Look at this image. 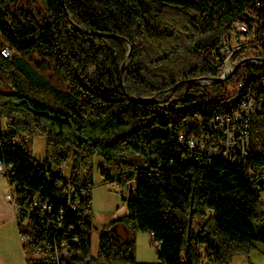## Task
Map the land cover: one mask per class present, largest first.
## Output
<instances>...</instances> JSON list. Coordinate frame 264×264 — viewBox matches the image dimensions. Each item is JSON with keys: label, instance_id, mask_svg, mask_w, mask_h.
I'll return each instance as SVG.
<instances>
[{"label": "trees", "instance_id": "1", "mask_svg": "<svg viewBox=\"0 0 264 264\" xmlns=\"http://www.w3.org/2000/svg\"><path fill=\"white\" fill-rule=\"evenodd\" d=\"M40 1L42 21L20 0H0V48L14 49L0 54V159L20 201L51 205L17 218L20 237L30 238L25 263L57 264L51 254L64 246L72 260L90 253L81 264H139L138 230L160 241L159 264H229L256 242L264 249V181L248 174L264 165V113L250 120L242 160L207 156L179 135L199 136L213 113L238 107L242 91L228 88L239 73L175 85L221 75L218 47L240 18L258 23L251 37L264 56V0H63L68 14L61 0ZM35 134L45 139L40 159ZM95 167L105 181L132 185L127 212L101 226L92 254Z\"/></svg>", "mask_w": 264, "mask_h": 264}, {"label": "built area", "instance_id": "2", "mask_svg": "<svg viewBox=\"0 0 264 264\" xmlns=\"http://www.w3.org/2000/svg\"><path fill=\"white\" fill-rule=\"evenodd\" d=\"M261 6V1L255 3V8ZM257 25L258 23L249 22L247 18L238 19L230 33L224 37L218 47V53L224 64L221 75L230 71L237 62H241L232 73V75L239 73L238 77L240 76L234 83V88H232V90L242 91V98L238 107L231 112L213 113L207 121V129L200 132L199 136L195 133H180L179 135V139L184 141L189 148L199 150L207 156H219L230 163H238L248 154L250 120L256 113H264V56L259 55L261 47L258 40L251 37L256 31ZM249 43L251 45H248ZM13 52L14 49L8 45L0 48V54L3 57H9ZM234 55L239 57V60L232 62L231 59ZM246 65L261 66V70L252 67L246 68ZM9 165L0 159V173L6 175ZM60 169L62 170L61 167ZM248 174L250 178L256 177L258 180L264 181V165H253ZM88 193L89 190L85 187L79 190L81 196ZM5 197L14 207L16 218H21L25 222L42 215L44 211L51 210L48 200L28 197L20 201L19 194L13 188L5 194ZM262 200L264 202V198ZM68 204L72 209L76 208L75 203L70 202ZM59 213H62V209ZM150 233L152 236L153 232L150 231ZM29 240L30 238H23L25 242ZM154 243L159 245L160 241L156 240ZM33 252L35 257L42 256L39 246H35ZM70 254L69 250L63 246L61 249L57 248L54 254H51V257L56 260L57 264H66V262L81 264L89 261L91 256L88 253L82 256L81 259L72 260ZM198 264L202 263L199 262Z\"/></svg>", "mask_w": 264, "mask_h": 264}, {"label": "rangeland", "instance_id": "3", "mask_svg": "<svg viewBox=\"0 0 264 264\" xmlns=\"http://www.w3.org/2000/svg\"><path fill=\"white\" fill-rule=\"evenodd\" d=\"M20 4L30 8L37 16L39 21H42L44 16L43 7L40 0H20ZM245 53V52H244ZM249 54V52H247ZM246 54V53H245ZM46 77L49 73L42 72ZM55 82L54 79H51ZM233 86H229L228 91H231ZM44 136L35 134L32 137L31 149L34 157L40 159L44 155ZM62 172L66 175L69 171V164L60 166ZM7 186L12 187L8 183L6 177H3ZM117 181H105L95 167L92 176L91 187V208H92V232H91V248L90 252L95 254L98 247V232L101 226L111 220L119 217L127 212L126 202L122 195L128 194V185H118ZM260 199L263 202L264 193H260ZM264 203V202H263ZM150 234V233H149ZM23 238L20 237L16 225L0 227V256L3 264H26L25 252L22 248ZM156 245L151 242L150 237L142 230L136 232V257L137 260L144 263H153L157 260L155 253ZM229 264H264V249L260 242H256V247L248 256L235 254L231 257Z\"/></svg>", "mask_w": 264, "mask_h": 264}, {"label": "crops", "instance_id": "4", "mask_svg": "<svg viewBox=\"0 0 264 264\" xmlns=\"http://www.w3.org/2000/svg\"><path fill=\"white\" fill-rule=\"evenodd\" d=\"M3 177H6V176L0 173V227H2L4 225H7V226L16 225L17 226V218H16L14 207L11 205V203L5 197V194L7 192L11 191L13 186L11 185L12 187H8ZM6 179H7V177H6ZM7 181H8V179H7ZM144 232L147 233V235L150 237L151 242H153L151 233L149 231H144ZM1 259H2V257L0 256V264H3ZM136 259H137V257H136ZM138 262H140V261H138ZM152 262L153 263L141 262L139 264H159L158 261L155 262L154 259H152Z\"/></svg>", "mask_w": 264, "mask_h": 264}, {"label": "water", "instance_id": "5", "mask_svg": "<svg viewBox=\"0 0 264 264\" xmlns=\"http://www.w3.org/2000/svg\"><path fill=\"white\" fill-rule=\"evenodd\" d=\"M61 4H62V6H63V9H64L65 13L68 14V12L66 11V8H65V6H64V2H63V0H61ZM77 28H78L80 31H84V32H87V33H91V32H92L91 30L84 29V28H81V27H79V26H77ZM124 40H125V41L128 43V45H129L128 56H130L131 44H130V42H129L126 38H124ZM240 63H241L240 61L237 62L236 64H234V66L232 67V69H231L230 71H228V72H226V73H223L222 75L216 77V78L213 79V80H211V79L209 80L208 77L189 78V79L181 80V81L177 82L175 85L180 84V83H184V82H194V83L204 84V83L212 82V81H214V80H215V81L224 80V79L228 78V77H229V76H230V75H231V74L237 69V67L240 65ZM130 98L133 99L132 97H130ZM137 99H138V98H137ZM138 100H143V98L138 99ZM122 198L124 199L125 196L122 195ZM191 203H192V202H191ZM190 213H192V209L190 210Z\"/></svg>", "mask_w": 264, "mask_h": 264}]
</instances>
